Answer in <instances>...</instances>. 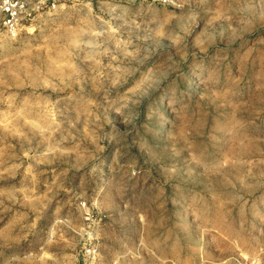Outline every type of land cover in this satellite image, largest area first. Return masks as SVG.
<instances>
[{
    "label": "rangeland",
    "instance_id": "obj_1",
    "mask_svg": "<svg viewBox=\"0 0 264 264\" xmlns=\"http://www.w3.org/2000/svg\"><path fill=\"white\" fill-rule=\"evenodd\" d=\"M53 2L0 37V264H264V0Z\"/></svg>",
    "mask_w": 264,
    "mask_h": 264
},
{
    "label": "built area",
    "instance_id": "obj_2",
    "mask_svg": "<svg viewBox=\"0 0 264 264\" xmlns=\"http://www.w3.org/2000/svg\"><path fill=\"white\" fill-rule=\"evenodd\" d=\"M53 6V0H0V37H18L39 11ZM86 251L91 252V248Z\"/></svg>",
    "mask_w": 264,
    "mask_h": 264
}]
</instances>
